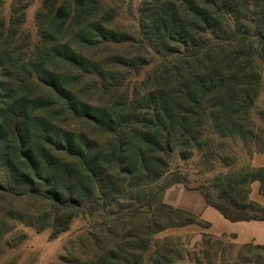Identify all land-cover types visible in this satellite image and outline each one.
Wrapping results in <instances>:
<instances>
[{"label": "trees", "instance_id": "1", "mask_svg": "<svg viewBox=\"0 0 264 264\" xmlns=\"http://www.w3.org/2000/svg\"><path fill=\"white\" fill-rule=\"evenodd\" d=\"M115 1L43 0L34 44L24 7L0 11V190L31 199V223L52 238L96 218L100 256L83 264H172L155 236L208 227L160 201L174 183L231 222L264 221L250 198L254 182L264 197L251 162L264 154V0H141L131 33ZM195 156L213 176L190 185L182 166ZM201 243L206 264H264V246H238L227 263L236 245Z\"/></svg>", "mask_w": 264, "mask_h": 264}, {"label": "rangeland", "instance_id": "2", "mask_svg": "<svg viewBox=\"0 0 264 264\" xmlns=\"http://www.w3.org/2000/svg\"><path fill=\"white\" fill-rule=\"evenodd\" d=\"M140 1H115L116 22L123 30L131 33L137 28L136 13ZM42 2L43 0H0V11L6 18L16 4L19 3L25 8L23 30L30 35L32 44L39 40L35 17ZM260 67L263 90L257 106L262 109L264 107V62ZM149 70L150 67L145 68L138 78H143ZM182 171L187 175L190 185L206 182V178L213 176H208L206 168H202L198 163L197 156L183 164ZM3 184L4 175L0 170V187ZM2 192L0 190V264H83L86 260L95 261L100 256L97 248L94 245L91 247L93 241L88 235L93 228L92 225L97 222L96 218L86 219L78 216L72 221L67 231L52 238L50 228L38 231L31 223L30 217L37 212V205L31 199H16ZM200 232L201 228L197 225L186 229L168 228L155 236V244L153 243L152 248L157 247L162 250V245L168 243V249L176 252L172 264H194L196 261L206 264L202 253L206 247H203L201 243ZM228 243L229 241L224 239V244ZM238 252V246L232 250L226 249V262L233 263ZM257 253L264 256L263 252ZM248 257L251 259L253 253H249ZM216 262L220 264L219 260ZM250 264H254L253 261Z\"/></svg>", "mask_w": 264, "mask_h": 264}, {"label": "crops", "instance_id": "3", "mask_svg": "<svg viewBox=\"0 0 264 264\" xmlns=\"http://www.w3.org/2000/svg\"><path fill=\"white\" fill-rule=\"evenodd\" d=\"M251 162L255 167H264V154H254ZM259 188V182L252 184L250 198L264 206V197L260 194ZM159 196L161 202L174 208L189 211L208 223V227H200V236L208 234L215 238L226 239L236 246L248 244L264 246V221L231 222L208 205L200 191L188 189L180 183L170 185ZM190 226L182 228L186 229ZM194 264L203 263L195 262Z\"/></svg>", "mask_w": 264, "mask_h": 264}]
</instances>
